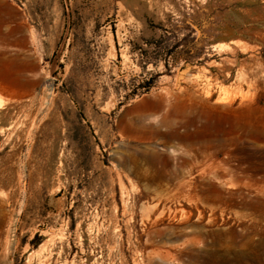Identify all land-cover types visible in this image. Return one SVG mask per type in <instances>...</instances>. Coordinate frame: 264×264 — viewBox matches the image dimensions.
Instances as JSON below:
<instances>
[{
	"label": "rangeland",
	"instance_id": "374dc122",
	"mask_svg": "<svg viewBox=\"0 0 264 264\" xmlns=\"http://www.w3.org/2000/svg\"><path fill=\"white\" fill-rule=\"evenodd\" d=\"M0 264H264V0H0Z\"/></svg>",
	"mask_w": 264,
	"mask_h": 264
},
{
	"label": "bare ground",
	"instance_id": "6f19581e",
	"mask_svg": "<svg viewBox=\"0 0 264 264\" xmlns=\"http://www.w3.org/2000/svg\"><path fill=\"white\" fill-rule=\"evenodd\" d=\"M221 99H223V97ZM188 145L190 146L189 148H191L193 151H196V153L202 152V153L211 154L213 152H217V151L223 152L227 150V143L222 139H218L217 141L204 142V143L202 142H198V143L192 142L191 143L190 142Z\"/></svg>",
	"mask_w": 264,
	"mask_h": 264
},
{
	"label": "trees",
	"instance_id": "16d2710c",
	"mask_svg": "<svg viewBox=\"0 0 264 264\" xmlns=\"http://www.w3.org/2000/svg\"><path fill=\"white\" fill-rule=\"evenodd\" d=\"M145 84H148V81H146Z\"/></svg>",
	"mask_w": 264,
	"mask_h": 264
}]
</instances>
